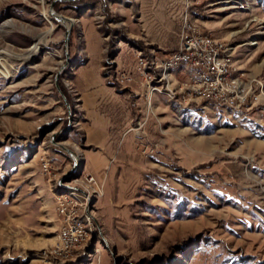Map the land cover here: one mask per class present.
<instances>
[{
	"label": "rangeland",
	"instance_id": "obj_1",
	"mask_svg": "<svg viewBox=\"0 0 264 264\" xmlns=\"http://www.w3.org/2000/svg\"><path fill=\"white\" fill-rule=\"evenodd\" d=\"M186 19L234 107L164 66ZM0 264H264V0H0Z\"/></svg>",
	"mask_w": 264,
	"mask_h": 264
},
{
	"label": "built area",
	"instance_id": "obj_2",
	"mask_svg": "<svg viewBox=\"0 0 264 264\" xmlns=\"http://www.w3.org/2000/svg\"><path fill=\"white\" fill-rule=\"evenodd\" d=\"M213 58H222V65L212 67ZM180 64L191 65L196 71L210 76V83L204 86V92L191 93L192 96H197L204 101L219 102L221 105L230 107H234L237 103L239 96L234 95L233 91H229L230 58L223 51V43L203 34L195 25L187 27V21L183 25L180 46L171 59L165 63V67ZM222 72H229V79H222ZM44 169L48 170V164H44ZM89 180L94 181V178L89 177ZM60 200L61 221L64 223V246H61V251L69 252L70 246H77V237L82 233L77 231V226L73 222L74 204L71 201Z\"/></svg>",
	"mask_w": 264,
	"mask_h": 264
},
{
	"label": "bare ground",
	"instance_id": "obj_3",
	"mask_svg": "<svg viewBox=\"0 0 264 264\" xmlns=\"http://www.w3.org/2000/svg\"><path fill=\"white\" fill-rule=\"evenodd\" d=\"M185 21H187V27H194L192 24L189 23V21L186 19ZM213 40L218 41L216 39H214L212 37ZM219 42V41H218ZM223 51L226 53V55H228V57L230 58V54H228V49L227 47L223 44ZM220 65H222V58H213L212 59V67H220ZM165 66V65H164ZM178 66H184L187 69H191L193 70V78L191 79V92L192 93H203L204 92V86L207 85V83H210V76H206L203 75V73H200V71H196L195 68H193L191 65H187V64H180V65H176ZM167 68V67H166ZM174 68V67H173ZM230 69L232 72V61L230 58ZM187 73V72H186ZM222 79H229V72H222ZM234 80L231 79V74H230V84H229V91H233L234 95H239L241 94V92H239V88L234 84L233 82ZM239 86V85H238ZM219 103V102H216ZM221 104V103H219ZM71 197V196H70ZM60 199L62 200H67V201H71L73 203V201L65 196V197H61ZM59 199L58 202V209L59 212L62 216V211H61V200ZM74 204V203H73ZM78 206V205H77ZM78 213L75 210V207H73V222L75 223V225L77 226V231H79L80 233H82V235H79L77 237V246L80 244V242L83 240V236H84V232H83V227L82 224L79 222L78 220ZM59 241H60V248L58 249V254L61 256H66L68 255L70 252H72V250H74L77 246H70L69 248V252H64L61 251V246H64V223L62 224V228L60 231V235H59Z\"/></svg>",
	"mask_w": 264,
	"mask_h": 264
},
{
	"label": "water",
	"instance_id": "obj_4",
	"mask_svg": "<svg viewBox=\"0 0 264 264\" xmlns=\"http://www.w3.org/2000/svg\"><path fill=\"white\" fill-rule=\"evenodd\" d=\"M60 19H63V18L60 17ZM69 21H71V20H69ZM70 31H71V29H68L67 36H66V41L67 42L69 41Z\"/></svg>",
	"mask_w": 264,
	"mask_h": 264
}]
</instances>
